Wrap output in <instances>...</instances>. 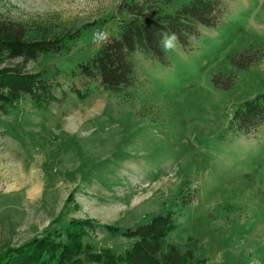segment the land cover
<instances>
[{
	"label": "rangeland",
	"instance_id": "374dc122",
	"mask_svg": "<svg viewBox=\"0 0 264 264\" xmlns=\"http://www.w3.org/2000/svg\"><path fill=\"white\" fill-rule=\"evenodd\" d=\"M147 1L169 12L188 0ZM219 1L216 24L164 62L135 55L131 98L91 83L79 100L69 89L90 81L72 70L102 43L93 32L109 37L126 17L120 0H0V20L26 39L78 32L66 50L22 63L58 100L25 97L0 114V250L89 220L70 262L120 264L134 239L104 227L169 211L177 227L165 241L183 264H264V123L247 134L230 127L235 106L264 91V0ZM244 50L253 56L237 69L229 59Z\"/></svg>",
	"mask_w": 264,
	"mask_h": 264
},
{
	"label": "trees",
	"instance_id": "16d2710c",
	"mask_svg": "<svg viewBox=\"0 0 264 264\" xmlns=\"http://www.w3.org/2000/svg\"><path fill=\"white\" fill-rule=\"evenodd\" d=\"M118 9L126 17L117 20L108 40L72 70L74 76L90 81L82 90L69 89L79 100L92 95L93 85L123 99L131 98V88L136 80V54L164 62V34L175 33L177 44L186 47L189 39L197 35L198 27L215 25L222 11L219 0H188L169 12L149 1L120 0ZM77 36L78 32H74L62 38L29 40L24 37V30L19 24L0 20V114H7L17 101L25 97L35 105L58 100L51 93L47 79L39 72L24 70L22 63L44 54L66 50ZM252 56L244 50L232 55L229 62L242 69L249 64L248 59ZM18 58L21 63L11 64ZM226 81L218 75L212 76V83L217 88H227ZM263 123L264 91L239 102L230 117L233 131L245 134L253 132ZM186 194L188 192L179 194L183 206L189 203V195ZM90 224L89 220L70 221L62 231L52 230L17 246H5L0 250V264H72L70 260L80 253L79 240ZM176 227L173 212L166 211L151 215L149 220L134 227L104 228L116 235L134 239L120 258V264H183L181 252L165 241L166 235ZM62 234L64 239H54Z\"/></svg>",
	"mask_w": 264,
	"mask_h": 264
},
{
	"label": "clouds",
	"instance_id": "9594fccd",
	"mask_svg": "<svg viewBox=\"0 0 264 264\" xmlns=\"http://www.w3.org/2000/svg\"><path fill=\"white\" fill-rule=\"evenodd\" d=\"M108 40V36L106 33L101 32H93L92 41L93 43H101L106 42ZM178 41V37L175 33L164 34L162 36V46L164 51H172L176 47V43Z\"/></svg>",
	"mask_w": 264,
	"mask_h": 264
}]
</instances>
